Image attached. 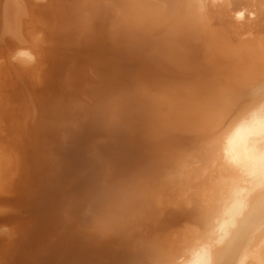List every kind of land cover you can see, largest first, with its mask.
<instances>
[{
  "label": "bare ground",
  "instance_id": "bare-ground-1",
  "mask_svg": "<svg viewBox=\"0 0 264 264\" xmlns=\"http://www.w3.org/2000/svg\"><path fill=\"white\" fill-rule=\"evenodd\" d=\"M59 1L53 0L51 8L54 27L59 29L54 49L57 57L54 53L47 75L49 84L45 81V86H51L61 74L66 52L73 54V44L82 42L89 58H97L102 90L108 88L111 78L105 75L112 74L115 84L132 90L150 78L158 96L152 109L137 95L126 94V99L111 102L105 112L94 114L75 134L60 172L47 182L50 186L46 185L49 177L45 169L36 167L34 182L18 197V201L28 202L34 214L33 235L24 241L15 260L7 264H264V0H162L164 4L153 7L151 14L147 9L145 12L147 7L139 0H133L127 4L132 5L135 14L126 15L125 32H116L115 26V31L104 27L100 35L92 32L98 25L93 13H82L76 19L71 9ZM36 8L31 10L27 0H0V40L12 41L20 48L15 59L32 57L23 49L33 42L34 34L30 33L40 11ZM102 11L100 8L97 14ZM31 23L35 24L30 31ZM151 34L161 36L144 43V36ZM109 40L116 43L112 50L105 45ZM24 60L19 64L27 66ZM4 87L0 84V94ZM38 93L42 108L44 95L41 97L40 89ZM120 95L123 97L122 92ZM178 98L187 102L180 110L182 101ZM164 103L167 111L163 110ZM7 107L0 106L4 117L10 113ZM70 110L66 108L64 113ZM48 111L57 113L53 108ZM178 128L184 131H179V136ZM211 129L215 130L212 135ZM205 133L210 136L202 138ZM196 135L202 141L211 139L207 146L203 142L206 147L198 156L203 162L199 168L194 165L195 158L190 162L183 158L191 155L190 147L201 152V146H192L201 140ZM33 147L35 160H39L40 141L35 140ZM180 161L194 162L189 166L192 171L188 167L193 178L196 173L205 178L208 172L213 173L212 178L218 177V184L210 181L214 197L212 193L210 198L201 195L203 189H195L198 186L194 179L191 182V178L181 176L184 170L183 174H192L186 171V162L180 172ZM178 171L181 174L175 177ZM105 172L111 179L102 188ZM136 173L143 182L140 185L130 182ZM122 181L128 186H141L136 198L128 193L120 201L115 200L116 187ZM187 185L191 188L186 191L196 192L188 197L181 189V194L189 198L185 195V202L175 190ZM165 192L173 195V202L168 201L171 206L186 207L166 211ZM80 193L83 200L74 209L76 199L70 200L71 195ZM161 206L164 212H158ZM130 207L137 214L126 216L127 225H131L128 231L111 223L110 213L128 214ZM98 208H103L98 213L104 215L94 216L91 226L68 228L66 220L72 218L71 211L76 212V224H82ZM104 220L110 226L99 230ZM141 226V237L132 244L134 234L139 232L135 228ZM182 226L187 229L184 235Z\"/></svg>",
  "mask_w": 264,
  "mask_h": 264
},
{
  "label": "rangeland",
  "instance_id": "rangeland-1",
  "mask_svg": "<svg viewBox=\"0 0 264 264\" xmlns=\"http://www.w3.org/2000/svg\"><path fill=\"white\" fill-rule=\"evenodd\" d=\"M132 1L133 0H129V1L128 0H78V1L60 0L59 4L65 5L66 7L70 8L72 11L71 12L72 16H74L76 19H78V17L82 13H85L87 16L93 13L94 23L95 24L97 23L98 25L96 24L97 26L96 28L93 29L92 32L94 34H99L101 32V29H104V27L108 29L112 28L111 31H115L116 29V32L118 31L122 32L126 15L130 14V16L134 17L133 14H135V10L131 8L132 5L127 4V3H132ZM139 1L142 6L147 7L145 8V12L147 9V12H149V14H151L153 7L157 8V5L160 6L161 4H164L162 0H139ZM27 2L31 6V10L32 8L37 9L36 7H39L40 9L39 18L37 19V25L34 26V30L32 29V26L35 23L34 24L31 23L30 25L31 27L30 31L32 29L31 31L32 33L30 34H34L33 42L26 44V48L23 49V50H27L28 52L30 51L29 53H31L33 59H31L32 58L31 56L28 59H27L28 56H21L23 58L20 57V59L19 58L15 59L16 54L18 55L17 52L18 50H20V48H16V46H14L15 43H12V41L11 42L7 40L5 41L3 39L0 40V84H3L5 86L3 93L0 94V99H1L0 106L1 107L8 106L9 108L7 107L6 109H10V113H12V114L7 113V115H9L8 117H4V114H0V186L2 185L3 187V189L2 187H0V264H7L8 262H11L13 259L15 260L21 248H23L22 245L24 241H26L28 237H32L33 235L34 224H35L34 214L30 210L29 205H27L28 202L27 203L20 202L18 201L19 199L18 197L21 193L23 194L24 190H27L28 187L29 188L31 187L32 182H34V179H35L36 167H39L40 169H45V173L49 177L46 181V185L50 186L49 183L47 182H49L50 179H55L57 174L60 172L61 170L60 165H61V162L64 164V161H65L64 157L67 156L66 152L68 150V147L70 145L71 146L73 145L74 140L77 137L75 134L80 128H82L89 121V119L94 117V114L105 112L107 108L108 109L110 108L111 102L117 103L116 101L120 102V100L126 99L125 98L126 94L137 95V97L143 102V105L146 104L148 105L147 107L152 109L153 104L156 103L155 99L158 96V90L156 89L157 86L154 83V81L151 80L150 78H147L144 81V85L139 84L137 88H133L132 90L130 88L128 89L127 87H122L119 84H115L111 76L112 74L107 75V76L105 75L106 78H108V76L111 78H110L109 83L107 82L108 88L105 87L107 90L106 89L105 91L102 90L100 86H101V81L103 79V76L101 75V73H98L97 71L98 69V61L96 60L97 58L96 59L89 58L90 57L88 55L89 53H87V51L86 52L84 51V44L81 45L82 42L73 44V46L75 47L73 54L71 53L69 55L68 52H66V55H68V57L66 58L67 60L66 62L64 63L62 62L63 66L61 67V74L55 81L52 80L53 84L51 86H47V84H49L47 75H48V71L51 70L52 68V57H53V54L55 53L54 49L57 46V45L55 46V42L57 44L58 34H59V29L58 28L56 29L54 27L55 19L54 21H52V18H51V8L54 3H53V0H40V1L27 0ZM73 5L75 8H72ZM82 5L84 7H82ZM92 6L93 8H91ZM100 8H102L103 11L100 12V14H97L100 11ZM53 9H54V5H53ZM75 9L76 11H74ZM93 16H92V19H93ZM68 20H70V18ZM103 22H105V24H103ZM113 26H115L114 27L115 29L113 28ZM26 31H28L29 33V30H26ZM123 31L125 32L124 29ZM140 32L142 31L138 30V33ZM28 36L29 35L27 34V38ZM77 36H79L80 39L83 40L82 34L79 35L78 33ZM158 36H161V35L151 34L148 36H144L145 40L143 42L150 43L149 41L151 39L153 40L154 38H157ZM111 40H109V42L107 41L108 43L105 44L110 50L116 47V43L114 41L112 42ZM17 42H19V40H17ZM55 55L57 57L56 53ZM17 57H19V55ZM23 60L27 61L26 62L27 66H22L19 64L20 61H23ZM218 62H219L218 64L221 63L219 60ZM222 65H223V62H222ZM29 71L31 72L29 73ZM48 78H50V76H48ZM45 81L47 83L46 86L44 85ZM263 83H264V80H263ZM109 88H111L112 90H108ZM38 89H40L41 97L42 95H44L43 97L44 102H43L42 108L38 104L39 103ZM108 91L110 93H108ZM121 92L123 93V97L120 95ZM101 93H103V96H101ZM181 98H178L180 99V101H182L181 104L179 101V104L181 105L180 108L178 107L179 110L183 107L182 106L183 103L187 106L186 104L187 102L184 101L185 99L181 100ZM163 101H160L159 103H162ZM143 105H140L138 107L141 108ZM185 105H184V108H185ZM51 107L53 108V111L57 112L56 115L50 114V112L48 111V110H52ZM162 107H163V110L166 108L164 111H167L168 108L165 105V103L162 105ZM66 108L71 109L70 113H64V110ZM178 108L176 107V109ZM113 109L115 108H113L112 106V110ZM124 118L129 119V118H133V116H126ZM163 125L165 124L163 123ZM178 129H176V131L178 132L185 131L184 129H183L184 131H182L181 129L179 130ZM213 131L215 132V130L211 129L210 131L211 135L212 133H214ZM180 132L178 133V136L181 135ZM208 132L206 131V133ZM36 133H38V135ZM39 133L42 135V137H40ZM201 133L203 132L201 131ZM206 133L202 138H204L205 136L206 137L208 136V134ZM196 137L198 136L196 135ZM202 138L201 136L198 137V139H201V140H198L201 143L199 142L192 143V146L193 144H197V146L199 145L198 147L201 146V148H199L201 150L203 149L205 145L207 146V142L208 144H210L209 142L211 141V139L209 140L206 138L204 139V141H202L203 140ZM35 140L40 141V144H41V149H40L41 157L39 160L37 159L35 160L34 147H33ZM101 141L102 140L100 138V142ZM203 142H205L204 143L205 145L203 144ZM196 147L195 149L198 150V148ZM190 148H192L193 150L190 151L191 150ZM190 148H189V151L191 153L189 151L187 152L190 153L193 156V158L190 157L191 155L189 154L188 155L190 158L188 156H184L183 158L186 159L187 162H190L192 159L195 158L193 161L196 164L194 162H191V164L187 163L186 161L181 162L182 161L181 159L180 161L181 164H178L180 165V167L178 168L181 170L180 172H182L181 167L184 169V167L186 166V164H184L185 162L188 165L186 167L187 169L186 171L189 170L188 167L190 165L192 166L193 163L194 165L198 166V168L203 166V162H201V160L199 159L200 153L202 155L203 151L201 150V152L200 151L196 152L193 147H190ZM185 157H188V158H185ZM189 168L192 171V167H189ZM4 169L5 171H7V173L3 171ZM195 170L197 171L198 169H195ZM195 170L193 171L196 172ZM184 171L182 172V174L180 173L182 177H184L183 175H186L185 176L186 178L192 179L191 182H193V179H194V182L198 186L195 189H198L200 187L203 189V190L200 189L202 193L200 191H197V192H200L201 195L202 194L205 196L207 195L206 198H210L209 195L211 196V193L213 197L215 196L213 185L218 184L219 182H218V177H214L215 179L212 178L213 177L212 172H208L211 174L207 173L209 178L207 175L204 178L203 174L198 176L197 173L196 175L198 178L195 177L196 175H194V178H193L191 177L194 174L193 172L189 170L192 174L190 175L189 172H188L189 174H187L186 172H185L186 174H183ZM180 174L178 171L177 174H175V177L177 175L179 176ZM138 175L139 174L137 173H136V176L134 174L131 175L130 182L135 185H136L135 182H137V184H139L140 182L143 183L141 178L138 179L139 177ZM110 177L111 176H109L107 172H105V174L102 175L101 180L103 181L102 183H100L102 185V188H104L108 184L109 179H111ZM125 178L123 179L125 180ZM185 181H184V184H186L187 182ZM210 181H212L214 184ZM122 182L118 186L116 185L117 187L115 191V200L120 201L121 198L125 197V195L128 193L130 194L132 193L133 197L136 198V195L138 192L137 190L138 188L141 187L139 186L141 183L137 187H134L135 185L128 186V185H125L124 182L122 184ZM207 183H208V186H207L208 189L206 188L207 190H205L204 188L206 187ZM22 184L27 185L26 189L23 188ZM181 186L175 190V192L177 191L175 193L176 195L178 194V192H180L177 195L178 197H180L179 199H182V197L184 198L186 193L192 194V192L194 193L196 192L192 190L189 192L186 191V189L188 190L189 188L190 190L191 188V187H188V185L182 188ZM212 186H213V189L211 190L213 191L209 189V188H212ZM183 188L185 189V192H186L184 195L181 194V191L182 193L184 191ZM206 191L207 192L209 191V192L207 193ZM167 193L165 192L166 195L164 193L163 194L161 193L163 196L165 195L164 197L166 198L168 197L167 199L165 198L166 203L173 196L171 193L169 192ZM177 196H176V199L178 200ZM189 196L190 194L188 195V197ZM162 197L160 198L162 199ZM82 198L83 197L81 193L75 196L71 195L70 200L74 201L76 199L74 203V209H75V206L80 205L79 201L81 202L83 200ZM185 198L189 200V198H187V195ZM195 198L196 197L193 195L192 199L196 203ZM198 198L199 197L197 195V200ZM109 199L111 198L109 197ZM173 200L169 202L172 203ZM186 201L187 200H185V202ZM180 202L184 203L182 202V200ZM147 203H148V206H150L149 201ZM166 203L163 205L164 208H166L165 209L166 211H169V210L171 211V209L174 211V209L181 206L180 205V206L175 207V206H171V204L169 203V205L173 207V208L170 207L169 209L168 208L169 205L168 203L167 204ZM161 207H159L160 209L158 212L165 211L164 208L163 207L161 208ZM181 207H186V206H181ZM201 207L203 206L201 205ZM109 209L111 210V208ZM98 210L103 211V208L101 209L98 208L96 211H91V212L89 211L90 213L88 215V218L82 224H76L77 222L76 220L77 217L75 216L76 212L75 210L71 211L72 218L66 220V224L68 228L75 229L76 227H78V225L84 228L91 226L93 224L92 218L94 216L97 215L101 217L102 215H104V214L98 213ZM105 210H107V208ZM115 213L114 215H112V213L110 214L106 213L105 215L109 214L108 217L111 223L112 222L118 223L119 225L122 226V228H126V230H127V227L129 226L131 228V225H127L126 220H128V218L126 216L133 217V215L137 214V213L134 214L132 209L131 211L128 212L129 215L125 214L122 211H119L118 215H116ZM155 217L152 219L153 221L155 220ZM103 225H106V226L102 227ZM103 225L101 227L98 225L99 230L101 228L108 229L110 226L105 222V220H104ZM143 226H141L142 228L139 227V229L138 227L136 228L133 227L137 229L139 232H137L136 230L137 232L136 233L135 231L132 230L133 232L136 233L134 234L135 236L132 241L133 242L132 244H135L138 238L141 237V234L140 236L138 234L141 231H143L142 230ZM184 227L185 226H182L181 228V232L183 235H184V232L187 231V229H185ZM98 237L100 238V236Z\"/></svg>",
  "mask_w": 264,
  "mask_h": 264
},
{
  "label": "clouds",
  "instance_id": "clouds-1",
  "mask_svg": "<svg viewBox=\"0 0 264 264\" xmlns=\"http://www.w3.org/2000/svg\"><path fill=\"white\" fill-rule=\"evenodd\" d=\"M239 130H237V132H238Z\"/></svg>",
  "mask_w": 264,
  "mask_h": 264
}]
</instances>
